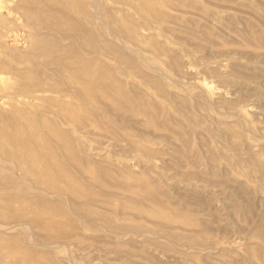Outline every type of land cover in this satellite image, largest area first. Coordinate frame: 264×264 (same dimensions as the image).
Masks as SVG:
<instances>
[{
	"label": "rangeland",
	"instance_id": "374dc122",
	"mask_svg": "<svg viewBox=\"0 0 264 264\" xmlns=\"http://www.w3.org/2000/svg\"><path fill=\"white\" fill-rule=\"evenodd\" d=\"M0 264H264V0H0Z\"/></svg>",
	"mask_w": 264,
	"mask_h": 264
},
{
	"label": "bare ground",
	"instance_id": "6f19581e",
	"mask_svg": "<svg viewBox=\"0 0 264 264\" xmlns=\"http://www.w3.org/2000/svg\"><path fill=\"white\" fill-rule=\"evenodd\" d=\"M150 10V9H149Z\"/></svg>",
	"mask_w": 264,
	"mask_h": 264
}]
</instances>
